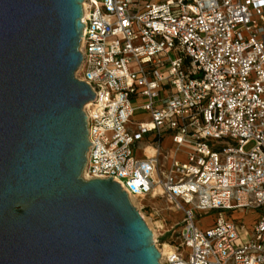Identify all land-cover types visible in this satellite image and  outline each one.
Instances as JSON below:
<instances>
[{
	"label": "built area",
	"instance_id": "1",
	"mask_svg": "<svg viewBox=\"0 0 264 264\" xmlns=\"http://www.w3.org/2000/svg\"><path fill=\"white\" fill-rule=\"evenodd\" d=\"M82 8L76 77L96 93L83 176L112 177L140 214L157 213L158 199L183 212L161 234L178 227L161 264H264V213L247 242L223 211L205 229L196 221L206 210L264 209V0ZM138 111L149 119H135Z\"/></svg>",
	"mask_w": 264,
	"mask_h": 264
},
{
	"label": "water",
	"instance_id": "2",
	"mask_svg": "<svg viewBox=\"0 0 264 264\" xmlns=\"http://www.w3.org/2000/svg\"><path fill=\"white\" fill-rule=\"evenodd\" d=\"M83 1L0 0V264H161L120 184L83 177Z\"/></svg>",
	"mask_w": 264,
	"mask_h": 264
},
{
	"label": "rangeland",
	"instance_id": "3",
	"mask_svg": "<svg viewBox=\"0 0 264 264\" xmlns=\"http://www.w3.org/2000/svg\"><path fill=\"white\" fill-rule=\"evenodd\" d=\"M146 117H148L146 114H142V115H138L136 119L142 120L145 119ZM164 145L165 146L170 145V140L165 139ZM254 146L255 143L251 142L245 147V150L250 151ZM140 155H141L140 152H138V156ZM179 157L185 158L182 153H179ZM169 161L170 160L165 159L163 160V163L168 164ZM136 202L139 203V201ZM149 202L151 203L152 199L148 198L145 202H143V204H148ZM155 209L157 213H155V211H153V209H151L150 207H147L144 210L141 209V216L144 218L149 228L151 230L152 228L155 230L156 237L160 236L159 243L161 244L160 247H162L163 243L168 242L169 239H171L173 232L177 230L178 227H176L174 231L166 233V235L161 236V234H163L166 230L170 229L174 224V222L179 221L183 216V212L175 211L173 208L168 209V203L164 199L156 200ZM220 211H223L226 216L231 217L232 219L236 220V222L238 223V227L240 229V235H241V240L239 242L241 241L247 242L248 240H250V238L253 236L255 223L262 215V213H264L263 208L252 209L249 211L247 210L246 212L214 209V210H206L200 215L198 214L196 221L204 229L210 227ZM242 226H244V228H242Z\"/></svg>",
	"mask_w": 264,
	"mask_h": 264
},
{
	"label": "bare ground",
	"instance_id": "4",
	"mask_svg": "<svg viewBox=\"0 0 264 264\" xmlns=\"http://www.w3.org/2000/svg\"><path fill=\"white\" fill-rule=\"evenodd\" d=\"M91 105H92V101H89L85 104L84 106V111L85 113L87 114V111L88 109L91 108ZM154 153V150L152 148H148L147 150V154L151 155ZM174 153V151H173ZM85 179H89L87 176H83ZM137 200L133 199V203L137 206H139L141 203H137L136 202ZM152 231H153V237H154V242H156V232L155 230L152 228ZM172 247L171 245L168 243V242H165L164 245L162 247H160V252H161V255H166L168 254L170 251H171Z\"/></svg>",
	"mask_w": 264,
	"mask_h": 264
},
{
	"label": "crops",
	"instance_id": "5",
	"mask_svg": "<svg viewBox=\"0 0 264 264\" xmlns=\"http://www.w3.org/2000/svg\"><path fill=\"white\" fill-rule=\"evenodd\" d=\"M158 1H161V0H141V2L144 4V3H147V2H158ZM142 114H146V113H143V112H140V111H138V114H137V116L138 115H142ZM147 116H148V114H146ZM136 116V117H137ZM136 119V118H135ZM145 119H149V116L148 117H146ZM165 139H169L170 140V138H168V137H166ZM165 139H164V141H165ZM164 141H163V146L164 147H166V148H168V147H170L171 146V140H170V145H168V146H165L164 145ZM183 154V153H182ZM183 156H184V154H183ZM178 158H179V160H181V161H184L185 160V158H181V157H179V154H178ZM171 161V160H170ZM169 161V162H170Z\"/></svg>",
	"mask_w": 264,
	"mask_h": 264
}]
</instances>
